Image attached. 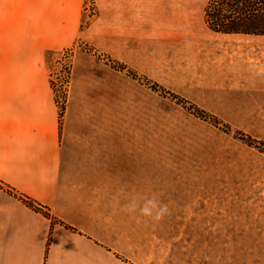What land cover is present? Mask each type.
<instances>
[{
  "label": "rangeland",
  "instance_id": "374dc122",
  "mask_svg": "<svg viewBox=\"0 0 264 264\" xmlns=\"http://www.w3.org/2000/svg\"><path fill=\"white\" fill-rule=\"evenodd\" d=\"M53 1L44 21L28 15L49 44L61 131L76 56L108 79L103 137L71 154L107 162L109 191L88 205L111 264H264V36L209 30V0H189L187 21L143 16L119 32L97 0Z\"/></svg>",
  "mask_w": 264,
  "mask_h": 264
},
{
  "label": "crops",
  "instance_id": "0c3cea01",
  "mask_svg": "<svg viewBox=\"0 0 264 264\" xmlns=\"http://www.w3.org/2000/svg\"><path fill=\"white\" fill-rule=\"evenodd\" d=\"M1 5L0 24H6L0 28V264H111L95 235L103 219L88 205L92 194L109 191L107 162H83L71 154L93 136L103 137L102 83L108 79L96 61L76 56L61 131L41 54L49 45L39 28L45 0H0ZM97 5L113 32L140 27L143 16L189 19V0H97ZM28 10L39 19L36 28ZM12 48L16 59H7L3 53ZM96 181H104L101 193Z\"/></svg>",
  "mask_w": 264,
  "mask_h": 264
},
{
  "label": "trees",
  "instance_id": "16d2710c",
  "mask_svg": "<svg viewBox=\"0 0 264 264\" xmlns=\"http://www.w3.org/2000/svg\"><path fill=\"white\" fill-rule=\"evenodd\" d=\"M203 19L207 28L216 33L264 36V0H209ZM21 200L36 208L31 200ZM43 214L49 216L47 212Z\"/></svg>",
  "mask_w": 264,
  "mask_h": 264
},
{
  "label": "clouds",
  "instance_id": "9594fccd",
  "mask_svg": "<svg viewBox=\"0 0 264 264\" xmlns=\"http://www.w3.org/2000/svg\"><path fill=\"white\" fill-rule=\"evenodd\" d=\"M164 210V208H163V206H161V211H163Z\"/></svg>",
  "mask_w": 264,
  "mask_h": 264
}]
</instances>
